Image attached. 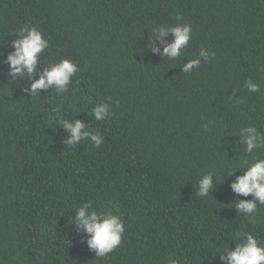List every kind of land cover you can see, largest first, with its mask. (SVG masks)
<instances>
[{"label": "trees", "instance_id": "1", "mask_svg": "<svg viewBox=\"0 0 264 264\" xmlns=\"http://www.w3.org/2000/svg\"><path fill=\"white\" fill-rule=\"evenodd\" d=\"M177 23L191 26V39L170 60L171 32L153 30ZM24 25L49 46L40 71L21 79L7 56ZM201 48L215 56L183 72ZM63 58L79 65L69 91L31 95L43 67ZM101 101L112 115L97 121ZM61 118L103 142L67 146ZM249 125L264 135V0H0V264H224L218 250L245 233L264 244V205L251 222L235 203L252 196L231 188L244 171L233 170L264 158V148L244 151ZM208 172L215 187L199 197ZM84 202L124 221L121 244L104 257L78 229Z\"/></svg>", "mask_w": 264, "mask_h": 264}, {"label": "clouds", "instance_id": "2", "mask_svg": "<svg viewBox=\"0 0 264 264\" xmlns=\"http://www.w3.org/2000/svg\"><path fill=\"white\" fill-rule=\"evenodd\" d=\"M156 31H159L162 36L171 32L173 39L164 47L162 55L173 60L178 58L181 51L188 46L192 29L188 24L177 23L174 26H164L153 30V32ZM18 32L19 38L13 41L14 51L7 56V62L12 76H18L21 79L30 78L40 71L41 54L48 48L49 41L36 26L24 25L18 29ZM213 56H215L214 52L201 48L195 59L183 65V72L188 73L193 66L198 67L201 64V58L208 61ZM78 71L79 65L69 58L50 63L47 67H43L39 78L32 82L31 95L38 94L36 90L47 89L50 85L54 86L57 93L68 92L72 77ZM244 87L250 92H257L260 86L253 79H246ZM54 111L59 113L60 108L57 107ZM91 114L95 120L103 121L105 116L108 118L112 115L111 105L101 101L91 109ZM53 119L56 118L53 117ZM57 123L70 133L66 138L69 147H74V143L81 140L90 139L95 147H99L103 142L104 138L98 130L92 132L80 120L70 121V119L61 118ZM239 136L246 146L244 149L246 153L252 154L255 150L264 148V135L255 126L241 128ZM239 168H243L244 171L232 181L231 188L235 193L245 197L251 195L252 199L240 200L235 203V208L239 214L247 216L251 222L255 223L258 205H264V158L253 157L252 161L245 160L230 175ZM213 175L214 173L208 172L199 179L197 196L207 197L211 194V190L215 187ZM75 219L78 222V229L88 234L89 249L94 250L96 256L104 257L121 244L125 224L120 214H115L111 210L98 211L91 202H84L75 209ZM220 252L225 253L220 256L224 264H264V244H261L251 233H245L243 242L235 244V248L230 249L226 246L222 251L218 250V253ZM171 264H177V262L173 260Z\"/></svg>", "mask_w": 264, "mask_h": 264}]
</instances>
